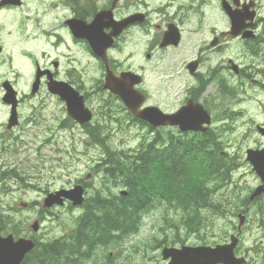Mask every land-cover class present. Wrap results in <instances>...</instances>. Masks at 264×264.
I'll return each instance as SVG.
<instances>
[{"label":"rangeland","instance_id":"374dc122","mask_svg":"<svg viewBox=\"0 0 264 264\" xmlns=\"http://www.w3.org/2000/svg\"><path fill=\"white\" fill-rule=\"evenodd\" d=\"M49 1L52 0H45L40 5L33 2L32 7L28 9L14 8L0 15V44L5 46V51L0 55V123L4 122L8 115V108L1 103L3 94L1 86L5 81H9L18 91L21 100L19 108L21 124L12 133L4 131L3 134L10 137V148L13 153L11 157L20 162V169L17 172L23 177L22 181L9 179L6 187L0 188L2 222H12L9 223L12 226L21 221L16 230L23 233L25 222L35 216V211L33 209L19 211L17 208L20 207V202L38 200L43 194L44 197L46 192L60 187L69 188L79 181L88 186L83 207L73 209L65 206L38 216L41 222L40 229L37 234H31L30 238H35L41 245L58 239H70L79 218L97 196L104 198H113L117 194L119 196L118 191L121 188L119 181L107 179L101 171L97 175L93 171L105 158L103 153L108 146L125 158L142 153L143 146L154 142L155 138L147 128L131 122L123 112L122 105L113 100L105 101V96H102L101 92L93 90L94 86L90 81L92 65L85 67L81 57L71 52L80 62L74 63L76 70L81 73L77 78L69 61L58 58V55L67 53L64 49L48 50V44L45 39L43 40L39 29L44 27L52 16H68V9L58 5L39 22L24 19L25 16L42 14ZM83 2L85 0L80 1L81 6ZM105 3L106 0H91L92 6L96 9ZM20 47L24 49L28 60L26 57L22 58V51H18ZM243 50L244 48L239 45L240 54ZM53 59H59L61 62L55 72L56 77L59 80L76 78V83L87 94L88 104L96 113L91 133L99 140L98 143L89 142L88 133L63 121L67 118L64 105L50 96L45 87L37 96H30L35 63L43 65ZM151 73L149 69L147 84L152 87L163 86L161 80L156 81ZM156 75L162 77L160 73ZM223 76L227 78L225 71ZM253 76L257 80L264 78L254 73ZM239 85L236 107L235 99L228 96L222 99L216 95L210 108L214 118L217 112L228 109L240 111L251 120L242 123V118L238 117L233 123L229 122V127L225 129L223 121H218L217 129L210 132V135L219 142L218 148L213 145L212 149L225 154L226 160H231L230 166L235 170L230 174L229 182L214 191L211 202L216 205L215 209L200 212L202 225L199 231H186L183 227L185 215L160 203L144 213L136 233L120 239L115 246H97L86 260L71 255L75 264H107L109 257L113 264H161L157 259L158 248L161 245L181 247L180 243L187 246L213 244L226 238L233 228V214L238 208L243 207L245 195L257 183L249 166L244 162V153L248 147H258L259 142L264 146V138L259 135L261 138L259 140L254 133L256 120L264 121V89L260 85L250 84L244 76L240 78ZM214 88L215 86L208 88V92H212L211 96L214 95ZM220 101L223 105L216 108L215 104ZM167 131L173 134L177 132L175 129H164L162 144L166 143ZM210 141L213 143L212 138ZM11 157L4 153L0 142V162L3 160L0 174L4 167L13 161ZM162 200L160 199V202ZM259 251L262 254H258ZM239 254L248 258V264H264V198L249 209Z\"/></svg>","mask_w":264,"mask_h":264},{"label":"flooded vegetation","instance_id":"af4514ba","mask_svg":"<svg viewBox=\"0 0 264 264\" xmlns=\"http://www.w3.org/2000/svg\"><path fill=\"white\" fill-rule=\"evenodd\" d=\"M3 1L0 0V5L3 4L0 6V15L23 5L21 0L20 7H13ZM58 1L70 7V14L52 16L40 33L52 48L74 49L87 59L98 60L94 70L97 76L92 71L90 81L96 86L93 90L99 88L102 91L105 101L112 100V96L105 89L104 71L106 75L110 71L115 78L121 74H140L142 84L137 88L145 97L144 106L158 108L164 114H174L191 101L200 105L209 115L206 108L216 95L223 94L222 82L231 98L236 99L240 89L239 80L243 76L250 84L260 85L264 89V78H253V73L264 76V0H106L105 5L97 10L90 3L91 0H86L82 13L77 11L78 0ZM112 6L111 17L96 21V28L92 30L95 37L92 38L93 47L85 40L71 36L69 21L79 20L88 25L94 21L98 11ZM229 16L238 20L237 26L241 29L236 34L231 28ZM43 17L26 16V19L38 20ZM117 22L122 28L115 25ZM239 45L244 48L242 54L238 51ZM0 46L3 48L2 44ZM93 48L98 54L92 53ZM64 58L70 63L77 60L72 55ZM55 63L58 68L57 61L51 62L49 66L53 68ZM147 69H151V74L156 81L161 80L163 86L152 87L147 84ZM223 71L227 78L223 76ZM158 73L162 77L156 75ZM75 80L69 81V84L87 98ZM213 86L214 95L211 96L212 92H208V88ZM63 121L79 128L68 117ZM257 125L264 126V121ZM164 129L173 127L159 126L155 131ZM216 129L213 119V124L206 132ZM105 168L109 174V165L106 164L94 167L93 171L97 175ZM87 191L85 189V194ZM30 209L35 211V216L25 222L23 233L16 230L21 222L18 221L17 225L12 226L9 224L12 222H8L7 231L0 228L1 235L31 239L36 243L35 238H30L32 222H39V215L53 211L41 207V199L25 204L23 211ZM80 224L77 222L76 227ZM95 231L90 229L88 233L93 234ZM75 233H80L78 228ZM107 264L113 263L109 259Z\"/></svg>","mask_w":264,"mask_h":264},{"label":"water","instance_id":"95a60500","mask_svg":"<svg viewBox=\"0 0 264 264\" xmlns=\"http://www.w3.org/2000/svg\"><path fill=\"white\" fill-rule=\"evenodd\" d=\"M231 20L233 21V18H231ZM232 23L233 33L236 34L240 31L241 28L237 26L236 21H233ZM121 95L124 99L127 109L132 113V115L148 122L152 126H158L160 123H162L169 125H179L182 126L183 130H187L189 129V126L196 125V114L194 111L187 113L180 112L172 116H164L155 108H147L139 112L138 107L142 102V98L139 103V96L134 95L130 91L123 92ZM125 95H128L130 97H125ZM134 98H136V100H133ZM249 157V161L254 166L258 175L264 181V153L249 152L248 158ZM72 198L74 199L75 203H79L81 201L80 191H72ZM194 252H198L201 256L207 258L205 260V264H214L216 262L227 263L226 259L228 253L223 254L225 252L224 247L217 248L216 250L198 249ZM21 259L22 252L19 245H13L9 239L0 240V264H19Z\"/></svg>","mask_w":264,"mask_h":264},{"label":"trees","instance_id":"16d2710c","mask_svg":"<svg viewBox=\"0 0 264 264\" xmlns=\"http://www.w3.org/2000/svg\"><path fill=\"white\" fill-rule=\"evenodd\" d=\"M114 164H117L120 167L125 168V166L123 164H121L118 160H116L114 162ZM142 165L143 166H152V165H154V162L152 160H150V159H146ZM133 175L135 176L133 178L135 180H137V175H138L139 179H144V177H145V179L147 181H150V182L153 181V180H160V181H162V180H165L166 179V177L164 176L163 173H160V172H157L156 171V167H154L153 169L151 168L149 170H145V169L136 170L135 172H133ZM142 176H144V177H142ZM131 189H133L132 186H131ZM195 189L197 191H200V187L198 185H195ZM117 213L122 214L123 213L122 209L119 208V210L117 211ZM114 219L115 218H110V220H114ZM90 220H92L94 222H100L104 226H109L108 218H107L106 215H102L101 214L98 218H96V219L90 218Z\"/></svg>","mask_w":264,"mask_h":264},{"label":"bare ground","instance_id":"6f19581e","mask_svg":"<svg viewBox=\"0 0 264 264\" xmlns=\"http://www.w3.org/2000/svg\"><path fill=\"white\" fill-rule=\"evenodd\" d=\"M199 193H200V196L203 197V195H202V193H201V190L199 191Z\"/></svg>","mask_w":264,"mask_h":264}]
</instances>
